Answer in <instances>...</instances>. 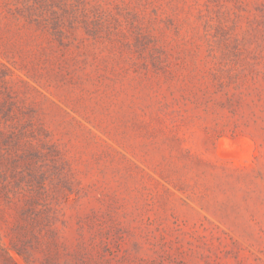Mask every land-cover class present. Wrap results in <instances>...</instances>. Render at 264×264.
Returning <instances> with one entry per match:
<instances>
[{
  "label": "rangeland",
  "instance_id": "1",
  "mask_svg": "<svg viewBox=\"0 0 264 264\" xmlns=\"http://www.w3.org/2000/svg\"><path fill=\"white\" fill-rule=\"evenodd\" d=\"M0 264H264V0H0Z\"/></svg>",
  "mask_w": 264,
  "mask_h": 264
}]
</instances>
